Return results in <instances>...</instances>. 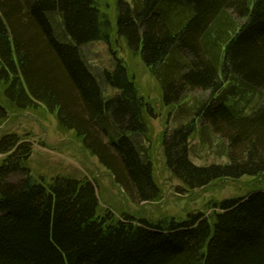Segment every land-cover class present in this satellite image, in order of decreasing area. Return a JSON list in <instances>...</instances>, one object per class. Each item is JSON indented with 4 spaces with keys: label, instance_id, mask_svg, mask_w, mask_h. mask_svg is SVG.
<instances>
[{
    "label": "trees",
    "instance_id": "16d2710c",
    "mask_svg": "<svg viewBox=\"0 0 264 264\" xmlns=\"http://www.w3.org/2000/svg\"><path fill=\"white\" fill-rule=\"evenodd\" d=\"M99 1L0 0V125L9 107L46 105L131 200L157 201L143 144L152 141L151 109L122 60L98 74L84 51L115 34L139 51L164 104L178 109L181 125L162 139L177 178L196 189L263 177L264 0H117L114 26ZM197 91L211 97L189 101ZM250 92L260 100L247 98ZM199 123L204 140L210 132L225 139L227 163L193 162ZM32 153L26 135L0 137V264H264L262 188L215 204L221 211L211 217L100 216L93 180L36 177ZM15 174L24 178L9 182Z\"/></svg>",
    "mask_w": 264,
    "mask_h": 264
},
{
    "label": "rangeland",
    "instance_id": "374dc122",
    "mask_svg": "<svg viewBox=\"0 0 264 264\" xmlns=\"http://www.w3.org/2000/svg\"><path fill=\"white\" fill-rule=\"evenodd\" d=\"M99 3L114 26L117 0H100ZM84 51L87 61L98 74L103 70L113 69L116 59L122 60L127 65L140 95L148 103V110L151 109V113L147 119L150 123L152 141L147 143L143 140V144L144 148L151 152L154 175L160 186V197L155 202L131 200L115 183L114 177L100 162L98 156L86 148L87 144L83 138L77 136L75 130L60 127L57 113L46 105L21 111L9 107V117L0 125V137L7 132H17L29 138L33 153L28 165L36 177L43 176L46 180L58 175L90 178L95 183L100 202V216L111 211L115 218H120L126 213L154 221L172 216L183 219L190 213L198 212L211 217L214 212L221 211L215 206L223 200L243 197L254 189H264V176L223 179L196 189L185 185L168 169L162 143L164 135L168 136L181 125L182 121L177 119L178 109L164 104L161 85L145 64L139 51L131 50L124 38L115 34L109 43L94 42L86 45ZM2 91L0 84V99L4 101ZM106 91L111 95L116 93L111 87ZM196 97L209 99L211 92L197 91L191 95L189 101ZM249 97L255 99V103L260 100L261 94L250 92L247 94V98ZM251 108L246 109L250 112ZM198 126V131L190 141V157L193 162L198 166L227 163L228 158L224 153L227 146L225 139L210 132L208 139L204 140L202 137L205 129L201 123ZM23 178V174H15L10 177L9 182L15 183Z\"/></svg>",
    "mask_w": 264,
    "mask_h": 264
}]
</instances>
